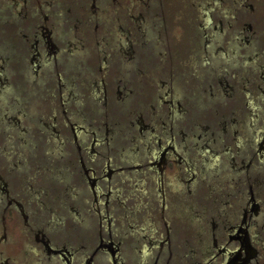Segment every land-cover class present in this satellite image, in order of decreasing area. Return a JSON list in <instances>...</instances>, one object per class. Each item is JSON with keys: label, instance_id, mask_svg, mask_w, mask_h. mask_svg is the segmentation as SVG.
Instances as JSON below:
<instances>
[{"label": "flooded vegetation", "instance_id": "obj_1", "mask_svg": "<svg viewBox=\"0 0 264 264\" xmlns=\"http://www.w3.org/2000/svg\"><path fill=\"white\" fill-rule=\"evenodd\" d=\"M0 264H264V0H0Z\"/></svg>", "mask_w": 264, "mask_h": 264}]
</instances>
